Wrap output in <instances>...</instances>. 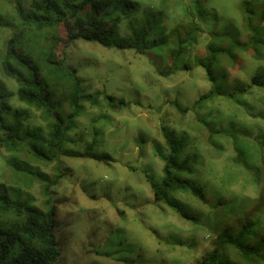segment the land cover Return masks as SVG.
Segmentation results:
<instances>
[{
  "label": "rangeland",
  "instance_id": "obj_1",
  "mask_svg": "<svg viewBox=\"0 0 264 264\" xmlns=\"http://www.w3.org/2000/svg\"><path fill=\"white\" fill-rule=\"evenodd\" d=\"M13 1L29 0H0L6 20H14ZM148 2L140 0L152 9L150 26L155 24L156 32H150L143 54L136 48H107L84 40L66 48L64 65L76 70L82 93L97 95V100L84 103L65 137L60 160L36 165L54 183L51 202L56 206L60 264H198L219 238L212 215L223 217L229 202L259 195L260 186L235 160L239 156L261 167L264 175V88L233 91L235 82L251 84L264 72V56L254 54L246 27L244 0H167L175 21L183 18L179 6L191 11L196 2L204 12L196 9L192 15L203 36L194 46L185 44L178 58L171 50L179 47V34L157 28L168 20L159 14L157 2ZM252 5L256 25L259 16L256 12L253 17ZM126 24L121 34L128 32ZM236 30L234 60L220 56L215 65L219 78L226 75L220 80L221 94L203 99L211 83L195 57L207 56L211 34L222 38ZM65 31L62 27L60 35ZM12 34L0 29V57ZM216 42L232 43L230 38ZM5 82L16 89L13 80ZM232 138L239 139L238 149ZM90 144L94 150L86 154ZM174 154L194 157V174L180 176L200 187L207 203L191 190L155 189L164 181L163 157ZM2 166L0 160L1 179L30 191L45 209L40 183L33 181L29 187L11 171L1 176Z\"/></svg>",
  "mask_w": 264,
  "mask_h": 264
},
{
  "label": "trees",
  "instance_id": "obj_2",
  "mask_svg": "<svg viewBox=\"0 0 264 264\" xmlns=\"http://www.w3.org/2000/svg\"><path fill=\"white\" fill-rule=\"evenodd\" d=\"M148 1L149 5L157 2L161 10L159 14L168 20L166 25L162 23L157 28L179 34V47L171 50L174 58L183 54L185 44L194 46L195 40L203 36L204 29L192 19L196 9L204 16L196 2L191 11L189 7L179 6L183 18L175 21L167 0ZM12 3L14 20H6L0 14V29L8 28L13 32L0 57L1 176L11 171L12 177L29 187L33 181L39 182L46 202L45 209L41 208L30 191H25L22 186L14 187L0 177V264H60L61 249L55 233L56 206L51 202L54 183L36 165L60 160L65 154V137L74 128L84 103L91 100L93 104L97 100V95L92 98L82 93L76 70L64 65L66 48L70 42L84 40L107 48H136L139 54H143L150 32H156V25L150 26L152 9L142 6L140 0H29L27 4ZM252 4L256 9L253 17L256 12L259 16L256 25L252 23ZM243 10L254 54L261 58L264 56V0H244ZM124 23L129 30L121 34ZM62 27L66 28L63 36L60 35ZM238 36L237 30L222 38L211 34L206 47L207 56L195 57L196 66L204 68L211 83L210 92L203 99L221 94L220 80L225 81L226 75L219 78L215 65L220 56L234 60L233 50L239 45ZM224 38L231 39L230 46L216 42H223ZM5 79L13 80L16 89H11ZM252 85L264 88V72L254 76L251 84L235 82L233 91L244 94ZM232 140L238 149L239 139ZM93 150L90 144L86 154ZM163 158L166 161L164 181L155 185V189L191 190L207 203L202 189L180 176L186 172L194 174V157L180 158L174 154ZM236 158V163L260 186L259 195L256 199L229 202L223 217L212 215L218 224L219 238L198 264H264V175L261 167L251 166L239 156Z\"/></svg>",
  "mask_w": 264,
  "mask_h": 264
}]
</instances>
